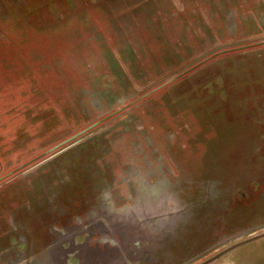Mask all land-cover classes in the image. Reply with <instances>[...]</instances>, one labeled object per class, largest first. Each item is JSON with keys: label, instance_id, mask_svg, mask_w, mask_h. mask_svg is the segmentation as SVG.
I'll use <instances>...</instances> for the list:
<instances>
[{"label": "rangeland", "instance_id": "obj_1", "mask_svg": "<svg viewBox=\"0 0 264 264\" xmlns=\"http://www.w3.org/2000/svg\"><path fill=\"white\" fill-rule=\"evenodd\" d=\"M0 264H264V0H0Z\"/></svg>", "mask_w": 264, "mask_h": 264}]
</instances>
